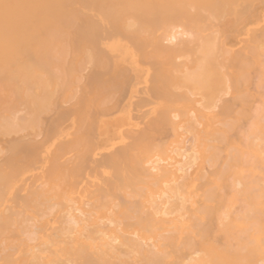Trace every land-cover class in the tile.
I'll use <instances>...</instances> for the list:
<instances>
[{
	"label": "bare ground",
	"instance_id": "obj_1",
	"mask_svg": "<svg viewBox=\"0 0 264 264\" xmlns=\"http://www.w3.org/2000/svg\"><path fill=\"white\" fill-rule=\"evenodd\" d=\"M0 264H264V0H0Z\"/></svg>",
	"mask_w": 264,
	"mask_h": 264
}]
</instances>
